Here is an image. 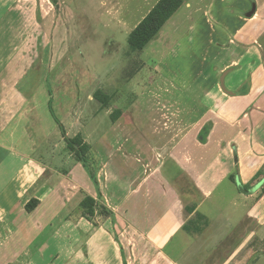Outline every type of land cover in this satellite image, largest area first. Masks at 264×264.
Instances as JSON below:
<instances>
[{"label": "crops", "instance_id": "0c3cea01", "mask_svg": "<svg viewBox=\"0 0 264 264\" xmlns=\"http://www.w3.org/2000/svg\"><path fill=\"white\" fill-rule=\"evenodd\" d=\"M141 1L149 9L126 31L127 39L160 0ZM109 2L121 7L120 0ZM182 2L147 46V60L134 59L140 69L146 63L154 70L157 90L165 88L164 96L133 102L150 105L154 113L137 115V121L141 125L149 117L148 136L159 140L133 143V151H125L105 142L109 133L98 126L96 115L75 114L67 124L55 119L53 144L45 135L34 159L7 147L6 136L27 104L37 111L29 90L21 86L32 61L19 68L7 60L12 23L24 26L26 33H19L29 43L30 21L21 7L13 6L14 0H0L5 9L0 19V264H109L110 257L113 264H177L162 250L179 234L187 246L209 250L200 264H257L264 259V0ZM34 24L40 25L38 18ZM43 34L47 36L42 29L32 35ZM178 50H187L189 66L195 59L198 67L178 70ZM27 56L20 55L21 61ZM88 101L97 104L93 98ZM157 114L159 128L152 127ZM80 120L83 125L95 121L98 128L82 130ZM131 120L141 136L134 115ZM76 137L94 155L97 188L66 147L65 138ZM91 138L95 140L89 142ZM118 155L120 161L110 163ZM126 159L139 169L130 173ZM236 180L247 194L238 190ZM225 184L236 191L230 199L233 213L237 208L243 213L227 221L228 230L221 234L222 222L212 226L202 209L216 194L222 198ZM86 199L93 201L88 205L94 213L99 208L106 213L103 228H94L90 215L82 217ZM32 200L37 206L28 213L25 207ZM115 227L118 233H113ZM206 239L207 247L201 245Z\"/></svg>", "mask_w": 264, "mask_h": 264}, {"label": "rangeland", "instance_id": "374dc122", "mask_svg": "<svg viewBox=\"0 0 264 264\" xmlns=\"http://www.w3.org/2000/svg\"><path fill=\"white\" fill-rule=\"evenodd\" d=\"M109 1L14 0L13 6L21 7L23 15L27 16L30 21V30H27L29 43L23 42L19 33L21 30L26 33L24 26L18 25L17 27L15 23H12L13 31L9 30L7 41L10 45V49L7 51V60L10 66L19 68H25V65L32 61L25 68L21 86L29 90V101L33 99V104L37 107V111L33 112L31 105L27 104L24 111L11 122L13 126L8 128L6 135L9 145L7 147L12 145L13 148H10L14 152H25L30 157L37 159L39 155L37 149L45 135L50 137V142L47 143L53 144L52 128L55 127L57 130L55 119L61 121L62 124H67V118L71 116L76 118L75 114L81 118L96 115L95 119L98 120L101 130H108L109 135L105 142L109 145L122 146L125 151H133V143L145 146L159 140L156 137L157 140L153 139L152 141L153 137L148 136L149 117L146 121H141L142 126L137 121V115L143 116L144 112L152 111L150 105H142V103L134 105L133 102H136L138 98L156 97V94L159 95V93L164 96L165 88L163 85L160 90L154 87V81H157L158 76L154 70L145 67L146 63L141 65V69L136 65L134 59L139 56L142 57V61L147 60L145 59L147 57H144L147 47L144 51H132L127 44L126 34L128 29L127 32L131 31L141 21L149 9L148 5L141 0H120L121 7L117 5L110 7ZM4 11V8H0V19L4 17ZM35 18L39 19L40 25L34 24ZM42 29L47 34L46 37H44L45 34L40 37L32 35L37 32L41 33ZM44 42L46 46H44ZM27 44H30V49L25 51ZM186 51L178 50V56H176V68L185 72L198 67L195 59L192 60L193 67L189 66L191 58ZM23 53L28 55L25 61L20 59V55ZM35 54H41V56L36 58ZM129 62L133 66H129ZM18 72L19 70L13 75L17 76ZM95 92H100L102 96L106 97V102L102 104L97 100V104L94 103ZM89 97L94 99V104H89ZM152 113L154 112L152 111ZM131 115L135 117L136 128L142 129L141 136H136L137 131L133 129ZM155 118L159 120L160 114L152 117V127L159 128L160 121L157 125L158 121L155 122ZM39 119L44 123L41 124ZM86 119H91V117ZM89 123L84 125L81 123L82 130L88 129L89 132H92L93 129L98 128L95 121H89ZM145 128L146 130L143 131ZM117 129L122 130L123 134L114 133ZM87 134L90 133L86 132ZM86 135H84L85 140L88 139ZM94 140L91 138L88 141ZM132 154L134 155V153ZM89 157V159L94 157L93 153ZM118 157L120 155L111 158L110 163L120 161ZM126 162L129 164L130 173L139 169H133L135 165L128 159ZM129 187L127 185L124 190H128ZM224 190L222 198L219 199L216 194L202 209L204 214H209L212 226H218V223L222 222L221 234L224 230H228L226 229L229 227L227 221L237 220L243 213L241 208H237V213H233L234 208L230 200L236 193L233 185L225 184ZM70 210L72 209L70 208ZM71 213L73 214V211ZM88 215L82 217L85 218ZM89 218L94 220V228H103L104 222L107 220L106 213L101 208L96 209L95 213L88 216ZM194 223L195 221L189 226L196 225ZM115 232L116 227L113 229V233ZM181 236L179 234L174 237L172 243L163 248L162 253L177 264H200L201 260L209 255V250L199 245H193V243L191 246H187ZM35 237L33 235L29 239L32 241ZM81 240L84 241L83 238ZM207 242L206 239L205 242H201V245L207 247ZM109 261V264L114 263L112 257L109 258ZM131 262L133 264L134 261ZM257 264H264V259L260 258Z\"/></svg>", "mask_w": 264, "mask_h": 264}, {"label": "trees", "instance_id": "16d2710c", "mask_svg": "<svg viewBox=\"0 0 264 264\" xmlns=\"http://www.w3.org/2000/svg\"><path fill=\"white\" fill-rule=\"evenodd\" d=\"M182 4V0H160L143 21L129 34L127 39L129 48L133 51L144 50L149 43L157 37L162 27L176 13ZM99 93L95 94L96 100L105 103L107 98ZM81 143L82 142L77 137L74 139L65 138L67 149L74 153L77 160L82 164L84 169H86L94 186L97 188L96 162L92 158L89 159L88 150L84 145H81ZM88 203L93 204V201L86 199V203L84 202L83 206L87 209L86 214L91 215L94 210L88 205ZM36 206L37 202L32 200L26 205L25 210L28 213H32L36 209Z\"/></svg>", "mask_w": 264, "mask_h": 264}, {"label": "water", "instance_id": "95a60500", "mask_svg": "<svg viewBox=\"0 0 264 264\" xmlns=\"http://www.w3.org/2000/svg\"><path fill=\"white\" fill-rule=\"evenodd\" d=\"M225 75H226V73H224V74L222 75L221 80H220V85H221L222 90H224V76H225ZM236 186H237L238 190H239L242 194H247V193L243 190V188H242V186H241V184L239 183L238 180H236Z\"/></svg>", "mask_w": 264, "mask_h": 264}]
</instances>
